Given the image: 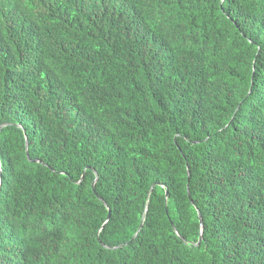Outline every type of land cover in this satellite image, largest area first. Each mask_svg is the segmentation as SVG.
<instances>
[{
	"label": "trees",
	"instance_id": "16d2710c",
	"mask_svg": "<svg viewBox=\"0 0 264 264\" xmlns=\"http://www.w3.org/2000/svg\"><path fill=\"white\" fill-rule=\"evenodd\" d=\"M1 125L0 264H264V0H0Z\"/></svg>",
	"mask_w": 264,
	"mask_h": 264
},
{
	"label": "water",
	"instance_id": "95a60500",
	"mask_svg": "<svg viewBox=\"0 0 264 264\" xmlns=\"http://www.w3.org/2000/svg\"><path fill=\"white\" fill-rule=\"evenodd\" d=\"M2 126H3V125L0 126V129H1ZM25 144H26V153H27V145H28V144H27V140H26V143H25ZM92 187H93V185H92ZM142 221H143V219H142ZM142 221H141V223H140V225H139V227H138L137 232L139 231V229H140V227H141V225H142ZM172 227H173V225H172ZM200 239H201V237L199 238V240H198V242H197L196 244H199Z\"/></svg>",
	"mask_w": 264,
	"mask_h": 264
}]
</instances>
